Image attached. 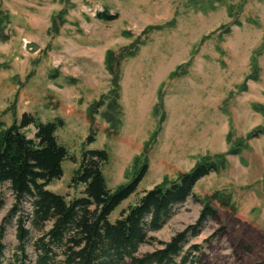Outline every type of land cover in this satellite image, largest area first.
I'll list each match as a JSON object with an SVG mask.
<instances>
[{
	"label": "rangeland",
	"instance_id": "1",
	"mask_svg": "<svg viewBox=\"0 0 264 264\" xmlns=\"http://www.w3.org/2000/svg\"><path fill=\"white\" fill-rule=\"evenodd\" d=\"M105 11L114 18L97 17ZM0 13L8 37L0 40V131L24 112L64 120L56 136L69 157L50 190L82 195L84 185L73 177L85 150H107L102 170L112 191L130 183L146 160L137 190L110 214L114 222L145 191L206 155L225 154L223 167L199 179L194 192L229 193L232 205L212 201L218 217L199 225L186 249L200 245L204 264H264V0H0ZM116 95L119 125L105 116L117 117L109 107ZM258 128L263 132L249 137ZM24 130L34 136V126ZM236 144L241 153L227 154ZM0 196L8 264L19 213L5 222L16 198L8 183ZM21 206L30 213L29 199ZM201 210L192 197L176 205L139 253L196 224ZM29 251L34 258L31 245Z\"/></svg>",
	"mask_w": 264,
	"mask_h": 264
},
{
	"label": "trees",
	"instance_id": "2",
	"mask_svg": "<svg viewBox=\"0 0 264 264\" xmlns=\"http://www.w3.org/2000/svg\"><path fill=\"white\" fill-rule=\"evenodd\" d=\"M97 17L103 20L114 18L107 11L99 12ZM3 20L0 13V40L8 38L3 31ZM52 20L51 30L56 31V16ZM109 68L114 73L111 65ZM117 98L116 95L109 106L117 111V117L111 116L110 112L105 116L109 122L119 125L121 111ZM102 104V100L98 101L93 110ZM29 126L35 128L33 137H29L24 130ZM62 126L64 120L61 117L44 122L38 116L24 112L19 122L14 121L0 131V186L8 183L16 198L5 222L19 213L16 219L18 243L8 258V264L205 263L200 245L192 244L188 249L186 245L191 236L197 235L199 225L208 218L218 217V209L212 201H218L224 208H230L232 203L229 193L220 191L200 198L196 196L194 186L202 177L223 167L225 154L206 155L190 171L180 173L175 180H165L145 191L136 204L123 210L112 222V211L137 190L148 169L147 161L144 160L130 183L112 191L102 170L109 160L107 150H85L73 177V184L84 185V190L81 196L68 198L48 188L53 180L62 177V163L69 157L68 149L56 136V130ZM261 132L262 128L253 130L249 137ZM94 138L95 133L92 132L86 143L93 142ZM240 149V144H236L227 154L238 155ZM189 197L202 204L196 224L178 231L169 241H160L161 246L155 250L140 254L142 244L155 240L150 233L160 229L173 215L174 207ZM25 199H29L31 205L27 214L21 206ZM4 204L5 200L0 196V212ZM34 231L36 236H33ZM3 239L4 224L0 230V264H6Z\"/></svg>",
	"mask_w": 264,
	"mask_h": 264
},
{
	"label": "water",
	"instance_id": "3",
	"mask_svg": "<svg viewBox=\"0 0 264 264\" xmlns=\"http://www.w3.org/2000/svg\"><path fill=\"white\" fill-rule=\"evenodd\" d=\"M26 47L31 51H35L38 48V44L32 41L26 43Z\"/></svg>",
	"mask_w": 264,
	"mask_h": 264
}]
</instances>
